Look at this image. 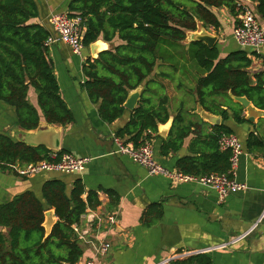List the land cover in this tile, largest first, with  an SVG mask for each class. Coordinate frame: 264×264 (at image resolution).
<instances>
[{
    "label": "crops",
    "instance_id": "1",
    "mask_svg": "<svg viewBox=\"0 0 264 264\" xmlns=\"http://www.w3.org/2000/svg\"><path fill=\"white\" fill-rule=\"evenodd\" d=\"M74 1L36 0L39 14L29 24L42 25L53 33L49 23L51 16L58 13L78 14L71 12ZM240 4L247 5L256 15L257 3L239 0ZM213 11L221 28L216 31L207 27L206 30L218 37L217 47L221 57L246 51L252 61L249 73L256 75L264 72V47L259 54H252L241 48L234 38V30L240 24L239 16L234 17L227 8ZM256 17L264 28V18ZM85 31L83 27V39ZM98 41L106 45L101 50L103 52L122 44L117 37L112 42L102 38ZM184 50H189V43ZM98 56L93 57L90 46L85 48L82 56L74 54L63 43L50 47L49 59L54 66L61 96L74 117L69 125H49L41 114L40 128L26 131L18 125L15 109L0 102V134L19 142L24 134H36L39 129L50 127L61 132V151L91 159L81 174L41 172L22 177L9 169L0 168V205L28 191L41 197L44 183L50 180H62L70 191L80 179L86 191L84 199L90 191H94L100 205L89 209L82 217L79 228L86 239L80 241L83 256L77 264H155L172 254L181 253L191 255L174 264L198 256L207 258L210 264H264V150L247 146L251 134L264 141V110L251 104L259 112L255 121L238 123L233 110L242 111L246 120L247 109L232 97L217 100L229 114L227 119L215 114L222 118L218 126L228 127L243 144L236 182L247 186L246 190L221 202L212 187L150 176L146 168L118 153L116 133L128 123L131 111L127 110L123 117L111 124L101 119L99 105L90 100L83 88L86 82L83 68L89 58L94 60ZM199 75L200 71L188 55L186 64H180L178 68L173 63L159 60L150 77L153 84L148 96H152V106L158 107L166 99L164 105L169 119L165 124L158 121L152 141L157 162L169 170L179 171L178 164L183 159H204L214 148L211 139L218 126L203 118L193 91ZM28 100L39 110L33 88L28 92ZM183 133L186 136L181 139L179 147L165 153L162 149L164 142L170 138L177 140V136ZM31 140L37 141V137ZM196 166L198 172L203 171V167ZM110 215L116 217L113 226L106 223ZM256 224L255 229L239 242L204 254H193L228 244ZM0 232L7 234L8 230L0 227ZM103 242L111 247L106 255H99L96 248Z\"/></svg>",
    "mask_w": 264,
    "mask_h": 264
},
{
    "label": "trees",
    "instance_id": "2",
    "mask_svg": "<svg viewBox=\"0 0 264 264\" xmlns=\"http://www.w3.org/2000/svg\"><path fill=\"white\" fill-rule=\"evenodd\" d=\"M250 1L257 3L256 16L264 18V0ZM220 8H227L234 17L241 11L239 0L73 2L71 12L78 14L69 16L82 18L86 47L100 38L112 42L117 37L122 42L101 52L94 60L89 58L83 68L86 78L83 88L90 100L99 105L101 119L111 124L123 117L129 93L144 87L139 106L131 112L130 120L116 133V138L138 146L146 131H157L158 121L167 123L166 99L155 107L152 96H148L153 84L150 77L159 60L178 68L186 64L190 55L201 73L193 91L198 104L209 113L227 119L228 111L217 100L231 96L246 97L257 109L264 110V72L249 73L252 64L249 53L240 50L222 58L217 44L211 48L201 41L190 42L189 50H184L187 34L196 32L199 25L216 31L221 28L213 11ZM38 14L36 0H0V102L15 109L18 125L26 131L38 129L41 114L50 125L66 126L74 121L60 93L49 59L50 48L45 46L51 32L42 25L29 24ZM30 88L37 94L39 110L28 100ZM233 116L238 123L246 121L242 111L233 110ZM171 133L173 137L175 129ZM183 134L177 140L165 141L163 151L176 150L186 136ZM224 134L233 132L225 125L216 127L211 139L212 153L197 161L181 160L178 172L192 176L227 173L231 153L219 146ZM247 146L264 150V141L251 134ZM63 153L66 152L62 151L53 160L52 153L43 146L31 147L0 134L2 169L13 171V165L57 161ZM194 163L203 167V171L198 172ZM85 193L80 179L70 191L62 180L55 179L44 183L41 197L28 191L0 205V227L8 230L7 234L0 232V264H77L83 249L73 227H80L87 211L100 205L96 192L90 191L84 199ZM49 210H54L58 220L45 238L43 224ZM180 264H210V261L198 256Z\"/></svg>",
    "mask_w": 264,
    "mask_h": 264
},
{
    "label": "built area",
    "instance_id": "3",
    "mask_svg": "<svg viewBox=\"0 0 264 264\" xmlns=\"http://www.w3.org/2000/svg\"><path fill=\"white\" fill-rule=\"evenodd\" d=\"M241 11L239 13L240 24L234 30V38L238 45L247 49L252 53L259 54L264 47V28L259 24L255 13L247 5H239ZM49 23L53 29L45 42L46 47H52L55 44L63 43L69 46L72 52L78 56H82L86 46L83 39V20L79 16L70 17L66 13H58L51 16ZM154 134L148 130L143 136L141 143L136 146L133 143H124L122 140L115 138L118 153L128 156L134 163L147 169L150 176H164L173 182H197L204 186L214 188L221 202L228 197L240 191L247 189L244 184L236 182L237 171L239 168L240 158L243 155V144L234 134H224L220 139L219 146L222 151H230V168L224 174H210L204 176L185 175L178 171H173L159 164L155 157L153 146ZM58 155L51 154V158L56 160ZM90 158H80L71 153H63L57 161L43 160L37 163L28 164L20 167L19 165L11 166V169L22 177H31L41 172H58L63 174H81L86 170ZM261 220V219H260ZM106 223L109 226L116 224V217L110 215L107 217ZM257 226L238 237L233 238L230 243L217 246L215 248L200 250L193 254H204L206 252L223 249L230 244L239 242L246 238ZM74 231L78 235L80 241L86 238L78 226H74ZM111 245L107 242L101 243L96 252L99 255H106ZM190 253L172 254L171 256L161 259L155 264H174L177 261L188 258ZM92 264V263H88Z\"/></svg>",
    "mask_w": 264,
    "mask_h": 264
},
{
    "label": "water",
    "instance_id": "4",
    "mask_svg": "<svg viewBox=\"0 0 264 264\" xmlns=\"http://www.w3.org/2000/svg\"><path fill=\"white\" fill-rule=\"evenodd\" d=\"M187 40L189 41V43L192 41H201L212 48L217 44L218 37L206 32V29L202 25H199L198 30L195 33L190 32L187 34ZM99 42L100 41H97L90 45V49L92 50L93 57H96V55H99L101 52H103L97 48V44ZM142 87L143 86H140L136 90L129 93L128 98L124 103V107L127 110L133 112L136 109L138 102L141 100L142 91H143ZM231 97L233 100L238 102L243 108L247 109L248 116L246 117V121L253 123L255 121L256 115L259 113L255 109L256 107L254 106L255 107L254 108L252 106L253 104L246 97H235V96H231ZM198 106L199 109L201 110L202 113L201 115L203 116L204 119H206L211 124L217 126L220 125V121L222 119L220 116L209 113L205 111L200 105ZM38 128H40V126ZM36 137H37V141L31 140V138H36ZM60 140H61V132L53 128L47 127L45 129H39L36 134H24L22 136L21 141L19 142L24 143L31 147L43 146L52 154L58 155L62 152L60 147L61 145ZM57 220L58 219L55 215L54 210H49L48 212H46L45 222L43 224V227L45 229V238L50 236L52 229L56 224Z\"/></svg>",
    "mask_w": 264,
    "mask_h": 264
},
{
    "label": "bare ground",
    "instance_id": "5",
    "mask_svg": "<svg viewBox=\"0 0 264 264\" xmlns=\"http://www.w3.org/2000/svg\"><path fill=\"white\" fill-rule=\"evenodd\" d=\"M97 48H98L99 50H103V49L106 48V45L103 44L102 42H99V43L97 44Z\"/></svg>",
    "mask_w": 264,
    "mask_h": 264
},
{
    "label": "rangeland",
    "instance_id": "6",
    "mask_svg": "<svg viewBox=\"0 0 264 264\" xmlns=\"http://www.w3.org/2000/svg\"><path fill=\"white\" fill-rule=\"evenodd\" d=\"M206 32L211 33L208 30H206ZM188 43H189V41L187 40L184 44L187 45Z\"/></svg>",
    "mask_w": 264,
    "mask_h": 264
}]
</instances>
